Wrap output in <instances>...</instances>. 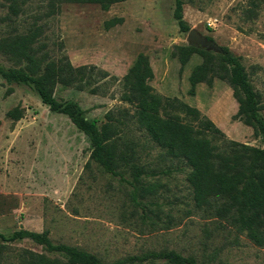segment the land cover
<instances>
[{
	"label": "rangeland",
	"instance_id": "374dc122",
	"mask_svg": "<svg viewBox=\"0 0 264 264\" xmlns=\"http://www.w3.org/2000/svg\"><path fill=\"white\" fill-rule=\"evenodd\" d=\"M16 1L20 12L15 16L11 0H0V41L40 24L44 34L35 46L45 43L52 59L65 52L75 66L93 64L109 73L94 83L100 86L96 94L75 86L55 88L57 98L77 101L87 118L102 123L107 112L132 113L121 99L122 78L144 53L157 92L198 108L228 138L264 148V136H254L250 126L233 117L238 103L226 81L199 83L195 94H188L189 74L203 58L194 53L181 70L178 56L172 55L177 45L190 44L189 31H181L174 18V0H126L108 10L97 3L61 2L59 12L50 15L52 0ZM248 6L247 0H184L183 15L190 29L206 38V49L227 46L240 57L264 118V2L254 18L246 17ZM6 15L12 18L4 20ZM114 17L122 22L107 28L106 21ZM0 64L15 66L1 52ZM18 104L24 115L13 123L6 113ZM0 121L1 233L48 229L54 242L78 246L107 262L174 249L205 264H264V245L196 208L186 181L189 168L165 157L134 123L130 138L138 141L142 162L155 171L148 179L163 184L144 199L154 211L144 221L129 198L132 188L90 159L88 137L69 117L51 112L32 87L8 84L0 76ZM23 249L44 252L30 239L10 242L2 264H22L18 254Z\"/></svg>",
	"mask_w": 264,
	"mask_h": 264
},
{
	"label": "trees",
	"instance_id": "16d2710c",
	"mask_svg": "<svg viewBox=\"0 0 264 264\" xmlns=\"http://www.w3.org/2000/svg\"><path fill=\"white\" fill-rule=\"evenodd\" d=\"M123 1L126 0H52L49 15L59 12L61 2L97 3L102 9L108 10L112 4ZM247 1L246 17L254 18L264 0ZM174 4L173 15L179 29L189 31L190 27L183 15L184 0H174ZM9 9L15 16L20 12L16 0H11ZM11 18V15H6L3 19ZM121 22L122 18L114 17L106 21V27ZM43 34V26L35 24L27 32L4 37L0 41V52L12 59L15 66L0 64V76L8 84L32 87L51 112L70 118L89 139L90 159L103 171L118 177L132 188L129 198L135 213L143 221L150 217L148 212L154 213L144 199L153 194L156 188L163 187V184L158 179H148L155 171L142 162L138 149L140 145L137 140L130 138L131 123L143 130L163 150L165 157L183 161L189 168L186 181L196 208L225 220L245 233L255 244L264 245L263 147L228 138L198 108L179 97L157 92L150 83L154 70L144 53L138 54L122 78L124 92L121 99L132 106V113L127 110L117 115L107 112L106 120L102 123L96 118H87L85 110L77 101L57 98L55 88L58 84L63 87L75 86L96 94L100 86L94 83L108 77L109 73L93 64L75 66L65 52H61L57 59H52L44 51L45 43L35 46ZM194 53L200 54L203 59L189 74L188 94L194 95L199 83L212 86L215 78L226 81L238 103V110L233 117L250 126L254 136H264L260 97L240 57L227 46H220L217 51H213L193 44L177 45L172 55L178 56L182 70ZM7 92L11 93L12 88ZM24 111L18 104L9 109L6 116L14 123L23 117ZM22 239H30L44 250L39 253L23 249L18 254L22 264H205L194 256H185L174 249L148 250L107 262L78 246L54 242L48 229L39 232L23 228L8 235L0 232V264L9 249V243Z\"/></svg>",
	"mask_w": 264,
	"mask_h": 264
},
{
	"label": "water",
	"instance_id": "95a60500",
	"mask_svg": "<svg viewBox=\"0 0 264 264\" xmlns=\"http://www.w3.org/2000/svg\"><path fill=\"white\" fill-rule=\"evenodd\" d=\"M187 39L190 42V44H193L197 47H201V48H205V49L209 47V44H208L206 38L201 36L198 33V31L195 30L194 28L189 30Z\"/></svg>",
	"mask_w": 264,
	"mask_h": 264
}]
</instances>
